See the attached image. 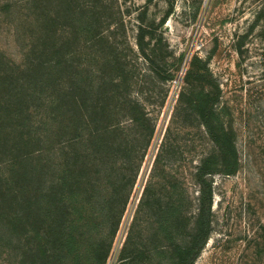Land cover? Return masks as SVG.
Masks as SVG:
<instances>
[{
    "label": "trees",
    "instance_id": "1",
    "mask_svg": "<svg viewBox=\"0 0 264 264\" xmlns=\"http://www.w3.org/2000/svg\"><path fill=\"white\" fill-rule=\"evenodd\" d=\"M147 6L136 15L134 46L131 7L121 0H0V39L9 33L21 51L17 60L0 45L4 264H107L156 134L139 79L175 77L160 31L174 4L159 22L148 20ZM184 81L179 116L185 124L198 119L212 142L190 172L197 194L168 168L175 158L169 126L120 264L149 255L150 263L193 264L213 230L214 176L241 167L234 114L208 59L194 54Z\"/></svg>",
    "mask_w": 264,
    "mask_h": 264
},
{
    "label": "rangeland",
    "instance_id": "2",
    "mask_svg": "<svg viewBox=\"0 0 264 264\" xmlns=\"http://www.w3.org/2000/svg\"><path fill=\"white\" fill-rule=\"evenodd\" d=\"M121 1L131 7L128 39L134 46L139 9L148 4V20L159 22L174 4L160 31L165 49L172 54L167 67L174 68L175 77L167 82L153 77L139 79L140 94L156 122V134L141 162L107 264L121 262L120 249L169 126L175 158L168 168L180 173L192 198L197 194L190 172L212 142L198 119L185 124L177 111L182 106L179 92L187 85L185 71L194 54L208 59L222 88V104L234 114L241 167L235 174L214 176L213 230L193 264H264V0ZM0 45L13 58H21L9 33H3ZM138 63L147 67L142 57ZM192 202L191 212L196 209L194 199ZM141 228L143 223L136 230ZM152 256L135 264H156L149 262ZM0 264H4L2 257Z\"/></svg>",
    "mask_w": 264,
    "mask_h": 264
}]
</instances>
